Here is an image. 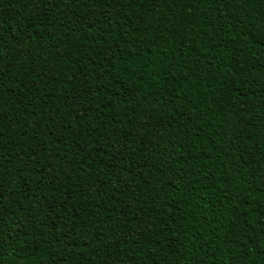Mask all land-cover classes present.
<instances>
[{
	"label": "trees",
	"instance_id": "trees-1",
	"mask_svg": "<svg viewBox=\"0 0 264 264\" xmlns=\"http://www.w3.org/2000/svg\"><path fill=\"white\" fill-rule=\"evenodd\" d=\"M0 264H264V0H0Z\"/></svg>",
	"mask_w": 264,
	"mask_h": 264
}]
</instances>
